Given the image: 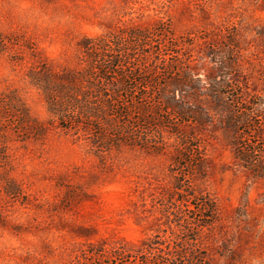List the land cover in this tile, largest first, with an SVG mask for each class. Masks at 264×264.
<instances>
[{"label": "rangeland", "instance_id": "rangeland-1", "mask_svg": "<svg viewBox=\"0 0 264 264\" xmlns=\"http://www.w3.org/2000/svg\"><path fill=\"white\" fill-rule=\"evenodd\" d=\"M134 30L150 82L130 78L121 108L146 145L57 124L31 72ZM11 91L45 129L0 110V264H264V0H0Z\"/></svg>", "mask_w": 264, "mask_h": 264}, {"label": "trees", "instance_id": "trees-1", "mask_svg": "<svg viewBox=\"0 0 264 264\" xmlns=\"http://www.w3.org/2000/svg\"><path fill=\"white\" fill-rule=\"evenodd\" d=\"M134 31H128L125 35L123 33L122 36L111 34L83 38L80 47L85 65L80 69L51 72L43 68L31 72V82L43 90L48 110L57 124L65 130L83 128L90 133L99 129L96 138H92L95 144H111L110 139H115L121 145H146L143 143V134L138 135L129 129L125 120L128 112L121 108L125 105L121 102L122 92L130 78H134L137 83L150 82L137 79L141 73H136L128 63V53L122 42L124 38L147 37L139 30ZM152 98L154 103L158 101H155V96ZM167 104L170 107V103ZM6 108L17 113L20 108L21 114L17 116L19 127L24 124L29 135L42 137L45 128L36 123L27 104L16 91L0 96V110ZM142 109L147 119L150 110L145 106ZM138 140L142 142L138 143ZM215 210L212 203L205 216L214 219Z\"/></svg>", "mask_w": 264, "mask_h": 264}]
</instances>
